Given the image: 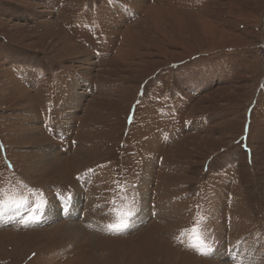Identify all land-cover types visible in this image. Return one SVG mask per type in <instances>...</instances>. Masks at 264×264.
Here are the masks:
<instances>
[{"label":"rangeland","instance_id":"374dc122","mask_svg":"<svg viewBox=\"0 0 264 264\" xmlns=\"http://www.w3.org/2000/svg\"><path fill=\"white\" fill-rule=\"evenodd\" d=\"M0 189V264H264V0H0Z\"/></svg>","mask_w":264,"mask_h":264},{"label":"snow or ice","instance_id":"6c2138e0","mask_svg":"<svg viewBox=\"0 0 264 264\" xmlns=\"http://www.w3.org/2000/svg\"><path fill=\"white\" fill-rule=\"evenodd\" d=\"M28 203L29 201L26 197L22 195H15L12 193H5L2 189H0V209L4 208L5 206L19 208L27 205ZM40 210H41V205L39 204L34 205L31 213V217L33 220L38 219V215H36V213H38ZM114 211L119 212V210H115V209ZM129 215H131L130 212H120V214L118 215L117 222L114 224H110L108 226L109 230L116 232H121L125 230L128 227L127 217ZM191 233L194 241L192 245L193 247L199 250L206 246L203 236L199 232L198 224H194ZM202 254H207V253H202Z\"/></svg>","mask_w":264,"mask_h":264},{"label":"bare ground","instance_id":"6f19581e","mask_svg":"<svg viewBox=\"0 0 264 264\" xmlns=\"http://www.w3.org/2000/svg\"><path fill=\"white\" fill-rule=\"evenodd\" d=\"M49 205V206H48ZM47 206L48 207H50V206H53L54 208H51L48 212H51V213H54V210H55V206L54 205H51V204H47ZM46 206V211H47V209H48V207ZM77 207H78V200H77V198L76 199H73V200H71V201H69L68 202V206H67V208H68V210H69V213L70 214H75V215H73V216H76V214L78 213V211H77ZM60 209V208H59ZM45 211V212H46ZM79 214V213H78ZM77 214V215H78ZM137 215V214H136ZM234 250H236V249H234ZM233 250V251H234ZM243 252V251H242Z\"/></svg>","mask_w":264,"mask_h":264}]
</instances>
